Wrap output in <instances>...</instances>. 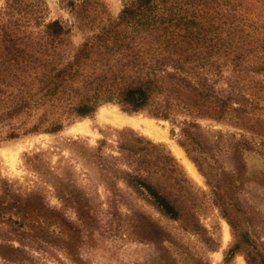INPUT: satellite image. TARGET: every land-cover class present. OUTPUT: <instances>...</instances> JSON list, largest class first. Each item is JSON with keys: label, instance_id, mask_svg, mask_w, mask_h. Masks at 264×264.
I'll use <instances>...</instances> for the list:
<instances>
[{"label": "rangeland", "instance_id": "374dc122", "mask_svg": "<svg viewBox=\"0 0 264 264\" xmlns=\"http://www.w3.org/2000/svg\"><path fill=\"white\" fill-rule=\"evenodd\" d=\"M44 1L43 21L66 29L71 59L90 36L117 22L128 0ZM6 8L0 0V21ZM116 114L151 123L159 137L113 123ZM186 120L193 118L182 111L164 119L149 109L129 113L105 104L60 132L0 142V264H249L247 255L264 256V135L257 127L198 119L200 140L215 162L207 179L181 145ZM218 131L251 142L242 163L229 153L230 140L216 143ZM162 155L178 170L180 185L170 191ZM136 176L170 193L179 219L166 216L135 185ZM236 245L241 249L231 255Z\"/></svg>", "mask_w": 264, "mask_h": 264}, {"label": "trees", "instance_id": "16d2710c", "mask_svg": "<svg viewBox=\"0 0 264 264\" xmlns=\"http://www.w3.org/2000/svg\"><path fill=\"white\" fill-rule=\"evenodd\" d=\"M46 10L44 0H7V19L0 21V142L60 132L105 104L129 113L149 109L164 119L182 111L193 120L182 123L181 145L209 179L215 162L200 140L198 119L257 127L264 135L258 115L264 111V0H128L117 22L90 36L71 59L68 32L59 21L45 24ZM226 138L242 163L251 142L222 131L215 141ZM160 159L171 173L170 191L180 185L176 163ZM236 181L234 189L241 185ZM133 182L166 216L179 219L170 193L138 176ZM247 259L264 264L262 254Z\"/></svg>", "mask_w": 264, "mask_h": 264}, {"label": "bare ground", "instance_id": "6f19581e", "mask_svg": "<svg viewBox=\"0 0 264 264\" xmlns=\"http://www.w3.org/2000/svg\"><path fill=\"white\" fill-rule=\"evenodd\" d=\"M108 112V111H107ZM113 123L115 124H119V125H123V124H128L131 125L133 127L136 128H143L149 135L153 136V137H159V133L157 132V130H155V128L152 126L151 123L149 122H145V121H138L136 119H132V118H127V117H122L118 114L110 116L109 118ZM111 122V123H112ZM165 135V134H164ZM163 136V135H162ZM173 150L175 152V154L177 155L178 158H180L182 160V162L185 164L187 170L197 179H199L198 173L196 172L195 168L193 167V165L187 160V158L185 157V155L183 154L182 151H180L177 147L173 146Z\"/></svg>", "mask_w": 264, "mask_h": 264}]
</instances>
